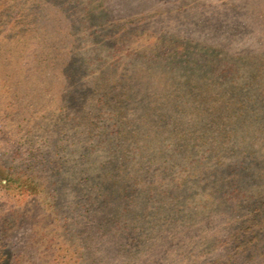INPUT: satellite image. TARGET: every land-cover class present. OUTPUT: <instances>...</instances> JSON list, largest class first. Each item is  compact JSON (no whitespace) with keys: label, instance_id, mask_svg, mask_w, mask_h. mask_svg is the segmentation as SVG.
Returning a JSON list of instances; mask_svg holds the SVG:
<instances>
[{"label":"rangeland","instance_id":"obj_1","mask_svg":"<svg viewBox=\"0 0 264 264\" xmlns=\"http://www.w3.org/2000/svg\"><path fill=\"white\" fill-rule=\"evenodd\" d=\"M263 154L264 0H0V264H264Z\"/></svg>","mask_w":264,"mask_h":264},{"label":"trees","instance_id":"obj_2","mask_svg":"<svg viewBox=\"0 0 264 264\" xmlns=\"http://www.w3.org/2000/svg\"><path fill=\"white\" fill-rule=\"evenodd\" d=\"M200 65V64H199ZM175 78V77H174ZM173 78V79H174ZM186 84V85H188L189 84V81H182V80H179L178 81V79H175V81H174V84H178V85H181L182 86V84ZM103 86H106V83H104L103 84ZM184 86V85H183ZM200 87V84H198L197 85V88H199ZM145 140H149L148 138H145ZM261 154H257V155H255V156H253L254 158V160L256 161V162H259V160H260V158H257L258 156H260ZM263 158H264V154H263V156H262ZM246 159V158H245ZM249 159H252L251 158V156H249ZM246 160H248V159H246ZM249 161V160H248ZM244 167H245V162H243V164H242ZM255 165H258V164H255ZM243 169H245L246 171H248V172H250V173H252V172H254V170H253V168L252 167H250V166H246L245 168H243ZM5 173V175H8V173L7 172H4ZM228 173V171H224V173H222V176L224 177L226 174ZM0 174H2L1 172H0ZM244 173H242V175H243ZM11 175V174H10ZM9 175V176H10ZM219 174H217L216 176H215V174L214 175H211V174H208V175H206V176H203V177H201L199 180H202V179H206V181H205V184L203 185L204 187L205 186H207V185H215V184H222V183H224V182H220L219 181V177H217ZM221 175V174H220ZM9 176H7V177H9ZM209 177H211V178H209ZM21 180H22V178H16V179H13V178H8L7 179V188H12V186H14V185H16V184H18V183H21ZM105 185V189H108V192H110V191H112V193H116V191H117V188L119 187V185H120V182L118 183V184H116V185H111V184H104ZM224 186V185H223Z\"/></svg>","mask_w":264,"mask_h":264}]
</instances>
